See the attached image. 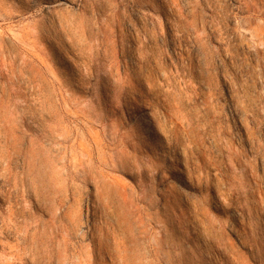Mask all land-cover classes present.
Segmentation results:
<instances>
[{"label":"rangeland","instance_id":"1","mask_svg":"<svg viewBox=\"0 0 264 264\" xmlns=\"http://www.w3.org/2000/svg\"><path fill=\"white\" fill-rule=\"evenodd\" d=\"M0 264H264V0H0Z\"/></svg>","mask_w":264,"mask_h":264}]
</instances>
